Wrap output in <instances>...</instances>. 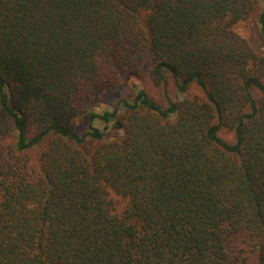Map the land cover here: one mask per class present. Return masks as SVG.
<instances>
[{"label": "trees", "instance_id": "obj_1", "mask_svg": "<svg viewBox=\"0 0 264 264\" xmlns=\"http://www.w3.org/2000/svg\"><path fill=\"white\" fill-rule=\"evenodd\" d=\"M144 64L166 105L97 102ZM242 235L264 256V0H0V264H239Z\"/></svg>", "mask_w": 264, "mask_h": 264}, {"label": "rangeland", "instance_id": "obj_2", "mask_svg": "<svg viewBox=\"0 0 264 264\" xmlns=\"http://www.w3.org/2000/svg\"><path fill=\"white\" fill-rule=\"evenodd\" d=\"M253 24L241 23L235 26L234 30L243 37L250 36L253 30ZM134 86L143 88L147 95L156 101L159 105H166V99L163 90L157 87L151 80L148 65L144 64L137 74L129 75L124 83L123 88L107 90L99 97L98 103L115 107L120 101L128 98L133 93ZM168 96L172 98L175 94L173 85L167 86ZM199 95L197 89L191 91V95ZM220 136L227 142H233L234 135L232 132L222 130ZM240 250H242V260L239 264H264V256H262V243L256 244L252 238L242 235L237 239ZM261 255V256H260Z\"/></svg>", "mask_w": 264, "mask_h": 264}]
</instances>
